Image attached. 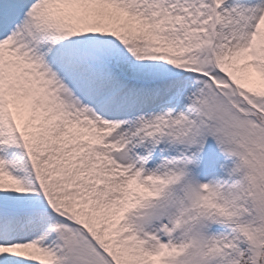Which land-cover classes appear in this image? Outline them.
Returning <instances> with one entry per match:
<instances>
[{
	"label": "snow or ice",
	"instance_id": "6c2138e0",
	"mask_svg": "<svg viewBox=\"0 0 264 264\" xmlns=\"http://www.w3.org/2000/svg\"><path fill=\"white\" fill-rule=\"evenodd\" d=\"M0 264H264V0H0Z\"/></svg>",
	"mask_w": 264,
	"mask_h": 264
}]
</instances>
